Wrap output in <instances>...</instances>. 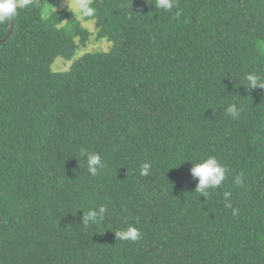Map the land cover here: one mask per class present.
Listing matches in <instances>:
<instances>
[{"label": "trees", "instance_id": "16d2710c", "mask_svg": "<svg viewBox=\"0 0 264 264\" xmlns=\"http://www.w3.org/2000/svg\"><path fill=\"white\" fill-rule=\"evenodd\" d=\"M50 4L0 44V264H264V89L245 86L264 79V0H91L111 45L64 71L90 33ZM208 156L228 172L205 198L190 169ZM129 225L140 239L117 240Z\"/></svg>", "mask_w": 264, "mask_h": 264}, {"label": "clouds", "instance_id": "9594fccd", "mask_svg": "<svg viewBox=\"0 0 264 264\" xmlns=\"http://www.w3.org/2000/svg\"><path fill=\"white\" fill-rule=\"evenodd\" d=\"M30 0H0V23L10 25L18 14V9L27 6ZM177 5V0H155L154 7L163 9L164 11L171 12ZM70 6L76 12L79 17H91L95 14L96 9L91 6V0H71ZM178 17L180 12H176ZM247 89L252 90L256 88L264 89V79H261L256 73H249L245 77ZM227 113L233 118L237 119L242 111L236 104H231L226 109ZM81 156L87 154V167L91 175L95 176L98 172V168L102 167V160L99 153H88L85 149H81ZM150 163H144L140 169V175L146 176L149 174ZM228 169L225 165L215 156H208L202 158L199 162L193 164L190 169L191 176L198 178L195 191L200 193L201 196L207 197L209 189H216L222 185L226 179V173ZM237 182H242L241 177H237ZM231 195L230 192H225L224 197L227 199ZM231 207L229 203L227 205ZM84 210L83 226L88 227L91 224H100L105 220L107 209L104 205L99 206V213L95 208H89ZM91 221V223H90ZM117 240H139L141 237V231L138 227L129 225L125 229H121L115 232Z\"/></svg>", "mask_w": 264, "mask_h": 264}, {"label": "rangeland", "instance_id": "374dc122", "mask_svg": "<svg viewBox=\"0 0 264 264\" xmlns=\"http://www.w3.org/2000/svg\"><path fill=\"white\" fill-rule=\"evenodd\" d=\"M50 8L52 10L61 9L64 7H68L71 9L75 14L76 12L70 6L71 0H50ZM77 16V14H76ZM78 18V16H77ZM81 21V25L89 30V40L85 45L80 46L72 58L64 60L61 57H56L53 62L51 63V69L54 71H64L68 70L72 64V62L80 57L85 52L91 51H99V50H107L109 49L111 43L108 39L101 37L98 38L97 36V27L95 21L93 19H84L83 17L78 18ZM257 45L260 51L264 52V41H257Z\"/></svg>", "mask_w": 264, "mask_h": 264}, {"label": "water", "instance_id": "95a60500", "mask_svg": "<svg viewBox=\"0 0 264 264\" xmlns=\"http://www.w3.org/2000/svg\"><path fill=\"white\" fill-rule=\"evenodd\" d=\"M34 1H36V0H30V3L34 2ZM12 29H13V22L10 25H8V29L5 33V35L2 38H0V44L9 38V36L12 33Z\"/></svg>", "mask_w": 264, "mask_h": 264}]
</instances>
